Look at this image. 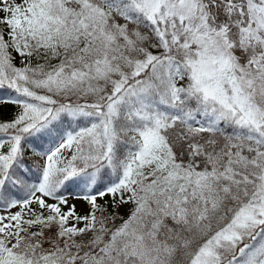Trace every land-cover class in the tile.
Returning a JSON list of instances; mask_svg holds the SVG:
<instances>
[{
    "label": "snow or ice",
    "instance_id": "obj_1",
    "mask_svg": "<svg viewBox=\"0 0 264 264\" xmlns=\"http://www.w3.org/2000/svg\"><path fill=\"white\" fill-rule=\"evenodd\" d=\"M0 92V264H264V0H0Z\"/></svg>",
    "mask_w": 264,
    "mask_h": 264
},
{
    "label": "rangeland",
    "instance_id": "obj_2",
    "mask_svg": "<svg viewBox=\"0 0 264 264\" xmlns=\"http://www.w3.org/2000/svg\"><path fill=\"white\" fill-rule=\"evenodd\" d=\"M5 111L11 113L14 111V109L11 106H5ZM72 202L77 203L78 208H80V209H84L86 207V205H84L80 201H72Z\"/></svg>",
    "mask_w": 264,
    "mask_h": 264
},
{
    "label": "trees",
    "instance_id": "obj_3",
    "mask_svg": "<svg viewBox=\"0 0 264 264\" xmlns=\"http://www.w3.org/2000/svg\"><path fill=\"white\" fill-rule=\"evenodd\" d=\"M3 95H6L5 93H3V92H0V96H3Z\"/></svg>",
    "mask_w": 264,
    "mask_h": 264
}]
</instances>
